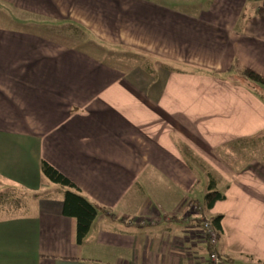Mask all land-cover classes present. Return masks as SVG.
I'll list each match as a JSON object with an SVG mask.
<instances>
[{
	"label": "crops",
	"instance_id": "crops-1",
	"mask_svg": "<svg viewBox=\"0 0 264 264\" xmlns=\"http://www.w3.org/2000/svg\"><path fill=\"white\" fill-rule=\"evenodd\" d=\"M122 54L156 76L104 60ZM242 69L264 78V0H0V193L21 202L0 207V264H207L215 216L226 264H264V165L236 145L264 104L226 80ZM181 146L228 185L209 211ZM42 161L102 209L80 245Z\"/></svg>",
	"mask_w": 264,
	"mask_h": 264
},
{
	"label": "trees",
	"instance_id": "trees-1",
	"mask_svg": "<svg viewBox=\"0 0 264 264\" xmlns=\"http://www.w3.org/2000/svg\"><path fill=\"white\" fill-rule=\"evenodd\" d=\"M257 13H259V10ZM142 68L152 76H156L151 62L145 61L142 63ZM226 80L231 84L245 88L249 93L264 104V78L250 70L242 69L239 73L229 75ZM263 144L264 131L259 132L250 139H241L236 142L238 147L247 151H252L256 145H262V152L264 153ZM180 152L183 159L188 164L192 163V166H195L196 169L201 172L196 175H203L206 179V194L203 197V204L207 211L211 210L217 202L225 199L224 193L228 189V185L223 184L221 179L213 171H210L206 164L198 159L185 146H181ZM261 157L262 162H258L264 165V156L262 155ZM40 174L48 184L57 186L63 191L61 214L64 217L75 220V240L76 243L80 245L85 240L94 220L102 212V209L97 205L90 203L71 181H69L48 163L43 161L40 163ZM220 185H223V189L220 188ZM20 204L21 202L11 197V195L9 196L0 193V207L12 210L20 207ZM221 219V216H215L209 219L215 230L218 232V239L221 234ZM208 249L210 252L211 249L209 247ZM220 259L222 264H226V261H224L221 257Z\"/></svg>",
	"mask_w": 264,
	"mask_h": 264
},
{
	"label": "rangeland",
	"instance_id": "rangeland-1",
	"mask_svg": "<svg viewBox=\"0 0 264 264\" xmlns=\"http://www.w3.org/2000/svg\"><path fill=\"white\" fill-rule=\"evenodd\" d=\"M251 1H253V0H251ZM207 2H209V0H207ZM90 52L95 53L94 50H90ZM113 53L114 52H112L111 55H113ZM131 55L132 54H122L119 58H116V59L113 58V56H111L110 58L105 56L104 60H105V62L107 61L109 64H111L113 67L118 68V69H122L125 71H127L130 66H133L135 64H140L142 66V63H144L145 61H148L147 57L140 58L138 56L132 57ZM115 56H118V54L116 53ZM196 72H200L201 74H205V73L208 74L207 72H203V71H196ZM253 150L256 151V153H257L256 154L257 155L256 160L262 162L261 156L262 155L264 156V153L262 152V145H256ZM263 151H264V144H263ZM258 163H260V162H258ZM205 180L206 179L203 178L201 181L202 185H203V188H200L201 193H205V190H204Z\"/></svg>",
	"mask_w": 264,
	"mask_h": 264
},
{
	"label": "built area",
	"instance_id": "built-area-1",
	"mask_svg": "<svg viewBox=\"0 0 264 264\" xmlns=\"http://www.w3.org/2000/svg\"><path fill=\"white\" fill-rule=\"evenodd\" d=\"M202 229L205 234L206 244L211 249L208 253L207 264H222L219 255L215 251L218 243V232L209 219H205L202 222Z\"/></svg>",
	"mask_w": 264,
	"mask_h": 264
}]
</instances>
